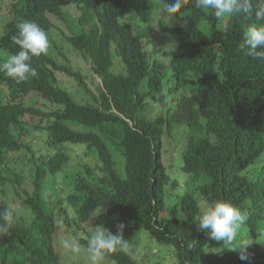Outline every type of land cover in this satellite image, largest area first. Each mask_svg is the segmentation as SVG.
Wrapping results in <instances>:
<instances>
[{"label":"trees","instance_id":"trees-1","mask_svg":"<svg viewBox=\"0 0 264 264\" xmlns=\"http://www.w3.org/2000/svg\"><path fill=\"white\" fill-rule=\"evenodd\" d=\"M64 1L12 0L0 48L10 55L17 53L20 47L12 36L18 35L22 21H34L49 40L55 30L75 54L90 60V69L101 78V89L91 95L93 101L74 100L57 84L55 73L71 76L84 91H89L88 86L67 56L58 63L48 52L29 61L37 69L36 77L17 83L0 72V187H14L19 206L33 214L28 224L18 225L13 207L2 199L5 188H0V228L4 229L0 264H60L53 248L55 213L44 210L42 188L46 177L70 160L62 150L65 143H84L85 155L92 152L99 162L100 174L86 166L75 178L76 191L65 198L80 223L102 209L124 225L123 238L145 229L159 243L171 245L176 264H264V237L260 236L264 231V60L246 56L241 48L249 21L233 16L219 29L211 12L196 9L193 0L175 14L185 19L184 26L160 23L177 36L168 64L175 89L191 79L194 95L180 96L165 114L149 118L141 110L148 96L162 92L166 73L164 64L148 58L131 23L132 19L147 21V0H70L79 12L74 26L83 30L77 33L61 9ZM202 19L211 24L210 33L198 28ZM144 79V88L139 89ZM30 96L38 97L39 103H32ZM165 115L167 122L184 119L191 130L202 131L189 136L183 147L181 168L189 174V187L169 208V222L160 216L164 189H174L177 181L170 180L162 162ZM43 130L55 153L41 159L28 137ZM112 148L123 156V174ZM18 151L29 153L33 171L28 182L11 167L9 154ZM199 198L204 205L212 198L227 200L246 213L233 241L236 251L197 229ZM245 242H249L246 249H240ZM241 251L246 261L239 258ZM106 258L115 264H145L122 251Z\"/></svg>","mask_w":264,"mask_h":264},{"label":"rangeland","instance_id":"rangeland-1","mask_svg":"<svg viewBox=\"0 0 264 264\" xmlns=\"http://www.w3.org/2000/svg\"><path fill=\"white\" fill-rule=\"evenodd\" d=\"M1 1L3 2L2 4ZM11 1L12 0H0V35L2 33L3 24L8 18V7ZM147 3L149 7L147 21L132 19L131 23L134 33L136 32L140 36L142 49L146 52L148 58L150 60L155 59L165 66L166 75L164 77V88L162 92L157 95L148 96L146 99L147 103L141 110V113L147 115L149 118H154L157 116L160 117L161 114H165L169 105L180 96L186 95L192 97L194 95L193 90L195 82L189 79L186 85L182 86L179 90L175 89L174 79L170 75L168 64L172 51L177 43V36L175 33L167 32L160 27V23L165 25L184 26L186 24L185 19L178 18L174 15L172 18L162 16L159 17L158 20H154V17L159 15L164 2L162 0H147ZM61 9L64 12V16L66 15L67 19L70 20V24L72 22L74 26V17L79 13L76 6L70 0H65L61 4ZM50 17L57 25H60L56 17L52 15H50ZM226 19L227 18L217 20L216 27L219 29L222 28ZM88 26L89 24H86L85 28ZM198 28L206 33H210L212 30L211 24L206 19L199 21ZM62 29L70 33L68 28L63 27ZM72 29L75 33L83 31L81 29L78 30L76 26ZM50 46H52L51 49ZM55 47L57 49H55ZM47 52L55 58L58 63L63 61V56H67L74 70L82 75L83 81L88 86L89 91H84L74 78L60 72L55 73L57 84L66 89L76 101H93L91 95H97L99 93L101 89V78L90 69V60L75 54L71 50L69 44L63 39L62 35H58L55 30L52 32L49 40ZM8 56H10L9 53L0 49V63L6 60ZM115 63V66H117V59H115ZM144 81L145 79L139 84V89L144 88ZM30 97L33 99L32 103H39L40 99L38 97ZM167 120L168 115H165L161 123L164 130L162 137V162L170 180L177 181V185L174 189L168 186L164 189L165 195L163 197L160 216L162 219L169 222L171 219L169 208L180 200L181 195L186 193L189 187L187 184V180L190 178L189 174L181 168L183 164V147L189 136L199 135L202 131L196 129L191 130L184 119L180 121L172 120V122L170 120L167 122ZM69 125L73 128L70 123ZM46 136L47 132L43 130L39 135L33 134L28 137V141L36 151V156L41 159L55 153V151L47 145ZM62 150L69 155L70 160L65 167L48 175L45 182H43L42 198L44 210L53 215L55 213V224L57 225V229L53 237V248L55 252L58 253L60 264H88L87 241L93 231L96 230V227L103 226L113 234H116L119 225L115 217L105 213L102 209L95 210L85 223H80L74 213L73 207L71 208L69 205L68 207L66 206V195L76 191V189H74V184L76 182L75 178H77L79 174L82 175L79 171L83 172L86 166L89 168V171L92 170V172L94 171L98 174H100V170L96 156L92 152H88L85 155L87 149L84 143H65L63 144ZM111 151L116 160L118 171L123 174V156L120 155L115 148H112ZM9 156L12 157L11 167L14 165L13 169L16 172L21 171V173L24 174L23 176L26 182L31 180L29 178H31L33 168H30L28 165L29 153L18 151L9 154ZM45 183L47 184L46 187ZM0 188H5V191L3 190L4 194H1V196L5 202L13 207L15 222H17L18 225L28 224L33 218V214L29 208L19 206L16 189L10 187V184ZM202 200L203 198L198 199V205L201 209L204 206ZM66 207L70 216L65 213ZM56 214H58V216ZM124 239L127 240L129 248L131 249L130 255L135 261H142L145 264H176L172 246L159 243L145 229L134 232L128 238ZM63 240H76L81 251L79 253H73L69 248L64 247L62 243ZM214 249L218 250V245H215ZM104 264H115V262L105 258Z\"/></svg>","mask_w":264,"mask_h":264},{"label":"clouds","instance_id":"clouds-1","mask_svg":"<svg viewBox=\"0 0 264 264\" xmlns=\"http://www.w3.org/2000/svg\"><path fill=\"white\" fill-rule=\"evenodd\" d=\"M190 3H193V0L164 2L159 15L154 17V20H158L162 16L172 18ZM193 6L199 10L210 11L217 20L233 16L244 17L249 22L243 29L241 48L245 50L246 56L256 60H264V23H260L264 21V0H194ZM17 33L18 35H13L11 39L14 44L19 45L20 50L0 63V72L20 83L29 77L37 76V69L32 67L29 61L33 57L47 53L49 38L36 22L29 20L22 21L18 25ZM1 172L6 174L5 169ZM3 218L7 221L9 219L8 213H4ZM245 219L246 213L231 202L212 198L196 215L195 224L198 230L209 233L211 239L223 241V245L236 251L237 246L233 244V241L236 239L238 229ZM123 227L124 225L120 224L116 234L103 226L96 227L87 241L88 264H104L105 258L109 254L118 251L130 254L131 249L128 242L123 238L120 231ZM0 231H4V229L0 228ZM260 236L264 237V231L261 232ZM62 243L73 253L81 251L76 240H63ZM248 244L249 242H245L239 248L246 249ZM239 258L242 261L248 259L243 251H241Z\"/></svg>","mask_w":264,"mask_h":264}]
</instances>
